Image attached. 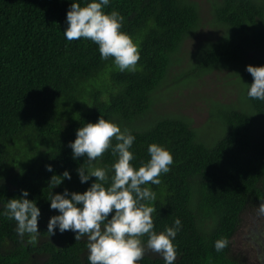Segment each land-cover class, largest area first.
Instances as JSON below:
<instances>
[{
  "label": "trees",
  "instance_id": "obj_1",
  "mask_svg": "<svg viewBox=\"0 0 264 264\" xmlns=\"http://www.w3.org/2000/svg\"><path fill=\"white\" fill-rule=\"evenodd\" d=\"M70 3L0 0V264H89L86 237L75 241L72 231L58 230L49 237L47 222L58 210L47 198L65 188L83 192L95 179L80 182L76 169L87 161L74 160L68 142L100 115L136 137L130 150L137 167L153 142L172 153L170 171L147 185L155 200L145 203L156 209L158 232L182 221L175 264H250L233 257L230 246L244 216L264 207V100L249 98L246 85L253 80L246 66L264 65V0H216L212 22L220 35L200 47L186 73L172 65L199 23L193 0H110L105 11L122 14V31L138 45L134 72L102 59L90 40L65 38ZM213 69L226 70L223 83L236 86L237 95L211 101L202 135L186 116L156 108L166 90ZM113 161L109 149L95 164ZM22 189L41 211L37 243L21 238L16 221L2 214ZM224 238L227 246L217 251L215 241ZM138 264L165 261L146 247Z\"/></svg>",
  "mask_w": 264,
  "mask_h": 264
},
{
  "label": "clouds",
  "instance_id": "obj_2",
  "mask_svg": "<svg viewBox=\"0 0 264 264\" xmlns=\"http://www.w3.org/2000/svg\"><path fill=\"white\" fill-rule=\"evenodd\" d=\"M109 4L110 0H71L64 36L69 41L81 38L92 41L98 46L102 59L111 57L120 71L134 72L140 59L138 45L122 31V14L115 9L105 11ZM246 70L253 77L250 84L246 83L247 96L264 100V65L248 64ZM135 139L130 130H122L105 116H98L95 122H85L76 129L75 138L68 146L74 160L87 161L86 166L82 163L76 169L80 182L95 179L83 192H70L65 188L63 192H51L47 198L50 209L58 210L48 219L49 237L57 230L60 233L72 231L75 241L86 237L89 264H138L146 247L159 253L165 264H175L177 259L173 241L182 221L177 217L172 226L158 232L152 218L156 209L145 203L156 198L147 185L161 182V174L170 171L173 155L165 146L153 142L148 146L149 159L137 167L132 163L135 155L130 150ZM109 149L113 163L108 167L96 166L97 158ZM46 169L52 172L50 164ZM61 175L71 179L68 170ZM28 195V191L22 189L21 195L9 198L2 214L16 221L15 230L21 238L28 234V242L37 243L41 211L35 199H28ZM260 211L264 212V207ZM145 235L148 237L146 245L142 240ZM227 244L226 238L219 239L214 247L220 251Z\"/></svg>",
  "mask_w": 264,
  "mask_h": 264
},
{
  "label": "rangeland",
  "instance_id": "obj_3",
  "mask_svg": "<svg viewBox=\"0 0 264 264\" xmlns=\"http://www.w3.org/2000/svg\"><path fill=\"white\" fill-rule=\"evenodd\" d=\"M193 1L198 8L199 23L184 40L179 56L174 58L172 67L175 72H188L200 47L220 35V28L212 22L216 0ZM225 74L226 70L213 69L187 85L178 84L161 95L156 108L186 116L197 133L202 135L206 132L205 125L211 117V101L225 102L236 98V86L223 83ZM213 123L218 127L219 120ZM259 212L256 208L250 210L231 239L230 254L250 264H264V213Z\"/></svg>",
  "mask_w": 264,
  "mask_h": 264
}]
</instances>
